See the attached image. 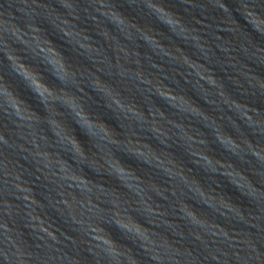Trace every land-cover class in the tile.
Segmentation results:
<instances>
[{"label":"clouds","instance_id":"obj_1","mask_svg":"<svg viewBox=\"0 0 264 264\" xmlns=\"http://www.w3.org/2000/svg\"><path fill=\"white\" fill-rule=\"evenodd\" d=\"M89 2H91V0H89ZM110 2L113 4V9L115 12L120 13L122 16H127L129 18H133L135 19L138 23H140L135 17L128 15L125 11H123L121 9V7H117V3L116 0H110ZM195 2V0H194ZM127 3L129 5V7H134L136 9H139L140 12H142L144 15H147L149 12H151L152 9H158L161 12H167L170 15H172L173 17H176L177 14L175 13L174 9L172 8H168L165 6V3L162 2L160 4H145L143 3V0H137L136 3H132L130 2V0H127ZM207 4L208 6L211 4V0H203V4ZM236 6L238 8H241L244 15L247 17H256L257 19L260 20H264V15H261V12L264 11V0H235ZM214 7V5H212ZM98 8L99 9H103V10H108V11H112L109 9H106L105 7V3L101 2L98 4ZM229 9L228 4H223L221 6V12L225 11ZM153 19L157 22L160 23L162 25V28L157 30L154 28L153 25L149 24V25H144L141 23L142 26H147L151 31H163L165 28H167L169 30V33L176 39H183L182 37H178L176 36L175 32H173L171 30L170 27V23H165L164 21H162L160 19L159 16H156L155 13H152ZM177 21V24H184V26L186 28H192L193 31H195L197 33V30L195 27L191 26L190 24L186 23L184 20L182 19H175ZM251 30L252 31H256L258 32V34L262 37H264V32H259V30L255 27V24L252 22L251 20ZM155 38H159L158 36H154ZM197 39H199V35L197 34ZM62 52V51H61ZM64 53V52H62ZM27 64L29 66H33V64L28 63ZM43 65V64H41ZM44 68L47 67V65H43ZM13 75L19 79V81H21L25 88L28 90V92L31 93V96L34 98H37V102L40 104H43V100L39 99L41 96V93L38 90V86L36 83H34V81L29 80L28 78H26L23 74L21 73H17L13 70ZM48 75L51 76L54 80H57L60 84V88L62 89H67L66 87H64L63 81L59 79V77H56L54 73L52 72H48ZM103 74H100L98 79H101L102 82L104 83L105 87L109 90V94L111 96V100L109 102V100H103V106L109 110L110 112L113 110L112 106L115 105L117 108L123 109L125 104H131L133 107L140 105L136 99L129 101L127 99V95H126V90L124 88H120L117 87L114 83H109L108 79H102ZM33 77L35 81L39 82V85L45 87V88H53L52 85H50L47 81V79L45 78V75L43 72H37L34 71L33 72ZM110 79V78H109ZM14 89H11L9 87V92H14ZM88 93L90 94L92 99H98V97L95 95L98 92L97 88H91V89H87ZM259 97H264V89H261L258 93ZM21 99H25L24 96L20 97ZM163 99H167L165 97H161ZM99 101V99H98ZM58 111H60L61 113H63L64 109L63 107H61ZM69 113H72V109L68 108ZM78 114L75 113L74 117H73V123L76 124L77 127H79V120H78ZM103 122H105L102 118H100ZM107 125H109L107 122H105ZM110 126V125H109ZM112 127V126H111ZM113 128V127H112ZM114 129V128H113ZM115 130V129H114ZM116 131V130H115ZM85 135H87V133H85ZM78 142L79 140L76 139ZM83 148H88L90 147L91 150L93 152H97L99 151L96 146L94 144L92 145H83L81 144ZM48 156H47V162L44 161V158H37L39 160H42L43 163H37L36 160H34L35 165L37 166V170L39 171L41 168L45 169V177L46 179L50 176L52 178V182L53 183H57L59 185V187L62 189L63 192H66L68 194L69 197L72 198L73 202L80 205L81 207L86 209V213L89 214L87 216H85L84 214H81L80 219H77L75 216H71L70 219L72 221V224L74 225V227L78 230H83L84 231V235L88 236V230H90L91 232L95 233V225L101 223L99 216H97L94 212H93V208L96 207V205H92L91 201L92 199L90 197H85L83 193H80L78 191L77 188H75L74 182L71 181L70 179L66 178L65 175H61V173H64V169L60 168L57 164V161L55 159V156L52 155L53 153H59L58 151L53 150V148L51 147V145H49L46 149ZM125 155H128L127 153H125ZM60 156L63 158V161L65 162V165L69 166V161L60 154ZM113 157L124 167L131 169L133 171H136L135 168L130 167L127 165V162L123 159H121L119 156H116L115 154H113ZM112 157V158H113ZM71 163H75V162H71ZM139 163H145L143 161H140ZM137 172V171H136ZM117 179V181L119 182V177H115ZM89 181L90 180L89 178ZM120 187L123 188L125 191H127V189L124 187V185L120 184ZM65 203H67V201H65ZM193 204H195L196 202H192ZM189 207L192 209L193 213H195L196 209L195 207H190L189 206V202L185 201L178 209L177 212L178 213H185L184 209L185 207ZM250 206L255 207L254 204H252L250 202ZM109 208H111L114 212L115 215L117 214H121V212L117 209L114 208V206L109 205L107 206ZM203 207H207V205H203ZM123 214H128L131 215L129 212H124ZM188 217V216H187ZM190 219V221H193L191 217H188ZM195 222V221H194ZM103 226L105 228H108V221L106 219L103 220ZM196 223V222H195ZM198 224V223H196ZM113 227L117 228V230L121 229V226L116 223L115 221H113L112 225ZM9 229L5 228V236H6V243L4 245V247L7 249L5 251V254L7 256V261L6 264H29V259L32 256V253L23 251L16 243V241H14L13 239H11V237H9L7 235V233L9 232ZM97 235V234H96ZM95 235V237H96ZM94 237V239H95ZM43 237L42 236H37V240H42ZM8 244H11V248H8Z\"/></svg>","mask_w":264,"mask_h":264}]
</instances>
